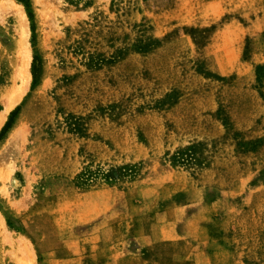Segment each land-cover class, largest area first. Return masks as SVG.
Instances as JSON below:
<instances>
[{
    "label": "rangeland",
    "instance_id": "obj_1",
    "mask_svg": "<svg viewBox=\"0 0 264 264\" xmlns=\"http://www.w3.org/2000/svg\"><path fill=\"white\" fill-rule=\"evenodd\" d=\"M14 1L31 76L0 125L10 247L28 224L76 255L114 201L134 264H264V0ZM2 3L0 114L21 83Z\"/></svg>",
    "mask_w": 264,
    "mask_h": 264
},
{
    "label": "crops",
    "instance_id": "obj_2",
    "mask_svg": "<svg viewBox=\"0 0 264 264\" xmlns=\"http://www.w3.org/2000/svg\"><path fill=\"white\" fill-rule=\"evenodd\" d=\"M114 215V201L111 204L107 202V204L99 206L97 212H87L84 215L80 220V225H83L84 230L79 236L81 245L79 252L76 251V255L72 248H68V245L64 243V237L61 235L59 239L55 238L53 241L49 240V236L44 235L43 238H40L42 243H39L38 240L36 241V230L32 232L30 225L27 224L26 230L22 231V234L17 230L10 234L13 239L17 237L18 233L24 235L18 242H15L14 246L10 247L5 241V233L0 229V264H15L9 252L15 251L17 247L21 255L18 259L20 264H36L37 255L42 256V264H134L129 256L131 251L126 247V234L119 236L116 233ZM23 219L25 220V217ZM1 225L3 226V224ZM49 232L46 231L45 234ZM142 232H140V239L143 242ZM30 233H33L34 236H31ZM177 237H173V240ZM86 241L92 243L91 248L85 245ZM90 254L92 257L89 256ZM140 259L143 264V257Z\"/></svg>",
    "mask_w": 264,
    "mask_h": 264
},
{
    "label": "bare ground",
    "instance_id": "obj_3",
    "mask_svg": "<svg viewBox=\"0 0 264 264\" xmlns=\"http://www.w3.org/2000/svg\"><path fill=\"white\" fill-rule=\"evenodd\" d=\"M10 2H11L10 5H7L6 3H2V4L5 7L12 8L19 16V17L17 16L19 18L18 23H19V34H20L18 46H19L21 58H20L19 67L17 69V76L16 77H17V79H19V81L21 83L15 89L14 93L11 96H9L8 98H6L5 104H4V111L0 114V125L5 120L9 110L20 99L21 94L23 93V91H25V89L28 85V82L30 80V76H31L30 70H29V64H30V60H31V52H30L29 47L26 43L27 28H26L25 23H24L25 13L23 11V8L21 7L22 5H19L14 0H10ZM8 4H9V2H8ZM43 4H45L44 1H43ZM14 134L15 133H13V135L10 136L11 139H13L12 136H14Z\"/></svg>",
    "mask_w": 264,
    "mask_h": 264
}]
</instances>
